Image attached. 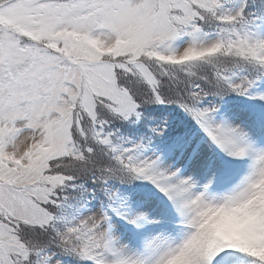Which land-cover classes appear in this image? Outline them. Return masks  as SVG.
Returning a JSON list of instances; mask_svg holds the SVG:
<instances>
[{
	"label": "snow or ice",
	"instance_id": "1",
	"mask_svg": "<svg viewBox=\"0 0 264 264\" xmlns=\"http://www.w3.org/2000/svg\"><path fill=\"white\" fill-rule=\"evenodd\" d=\"M0 264H264V0H0Z\"/></svg>",
	"mask_w": 264,
	"mask_h": 264
}]
</instances>
